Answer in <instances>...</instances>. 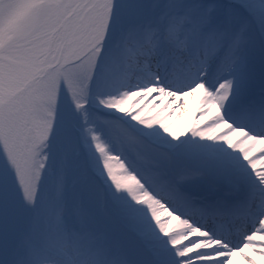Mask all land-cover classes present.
<instances>
[{"label": "snow or ice", "instance_id": "snow-or-ice-1", "mask_svg": "<svg viewBox=\"0 0 264 264\" xmlns=\"http://www.w3.org/2000/svg\"><path fill=\"white\" fill-rule=\"evenodd\" d=\"M233 257L264 264V0H0V264Z\"/></svg>", "mask_w": 264, "mask_h": 264}, {"label": "bare ground", "instance_id": "bare-ground-1", "mask_svg": "<svg viewBox=\"0 0 264 264\" xmlns=\"http://www.w3.org/2000/svg\"><path fill=\"white\" fill-rule=\"evenodd\" d=\"M165 102H167V101H161L160 103H158L157 108H156V111H158L159 108L162 107ZM194 105H195V108H194V111L193 112L186 111V113H185L186 114L185 115L186 116L185 117V120L186 121L184 122L183 125L179 123V120L180 119L178 117V114L181 111V109H183L185 107V100H184V102H182L180 104V107L178 109H176L175 112H173V115L171 117H169V121L173 124V126L176 129L182 130L185 127L190 126L194 119H199V117L196 115V109H197L198 103H197V105H196V103ZM192 110H193V108H192ZM205 115L207 116V115H209V113H205ZM225 134H229V133H225Z\"/></svg>", "mask_w": 264, "mask_h": 264}, {"label": "rangeland", "instance_id": "rangeland-1", "mask_svg": "<svg viewBox=\"0 0 264 264\" xmlns=\"http://www.w3.org/2000/svg\"><path fill=\"white\" fill-rule=\"evenodd\" d=\"M161 102V101H160ZM159 102V103H160ZM196 103V105H197V103H198V100L196 99V95L194 94L193 96H190V97H187L186 99H185V107L183 108V109H181V111L179 112V114H178V117H179V123L180 124H184V122L186 121L185 120V113H186V111H191V112H193L194 111V108H195V104ZM192 108H193V110H192ZM156 111V109H154V112ZM116 153H113V155H115ZM169 225L167 224V222H166V227H168ZM172 227H174L175 226V222H172V225H171ZM241 246H242V244H241ZM254 258L255 259H257V260H259V257H258V255H256V254H254ZM232 260H233V264H244V262L243 261H241V259H240V257H233L232 258Z\"/></svg>", "mask_w": 264, "mask_h": 264}]
</instances>
